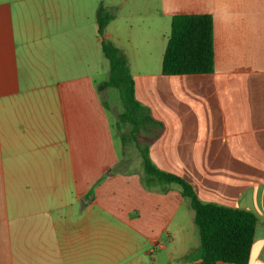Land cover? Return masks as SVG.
Returning <instances> with one entry per match:
<instances>
[{"label": "crops", "instance_id": "crops-1", "mask_svg": "<svg viewBox=\"0 0 264 264\" xmlns=\"http://www.w3.org/2000/svg\"><path fill=\"white\" fill-rule=\"evenodd\" d=\"M176 15L212 17L213 73L163 75ZM105 42L162 124L151 161L255 214L248 264H264V0H0V264L201 263L181 187L149 181L121 140Z\"/></svg>", "mask_w": 264, "mask_h": 264}, {"label": "trees", "instance_id": "trees-1", "mask_svg": "<svg viewBox=\"0 0 264 264\" xmlns=\"http://www.w3.org/2000/svg\"><path fill=\"white\" fill-rule=\"evenodd\" d=\"M114 16L106 8L97 12L98 33H104ZM109 62V79L99 88H115L119 91L123 106L119 115V127L128 126L121 140L135 142L143 159L148 180L162 185L176 184L182 196L189 201L194 212L200 247L195 260L201 263L248 264L254 241L258 217L248 211L202 202L192 186L183 178L160 170L151 161L148 148L143 147L140 137L143 131L158 136L162 124L155 120L135 95V84L130 74L125 53L112 42L103 46ZM215 71L213 20L209 15H176L172 18L171 31L162 59L165 76L211 74Z\"/></svg>", "mask_w": 264, "mask_h": 264}, {"label": "rangeland", "instance_id": "rangeland-1", "mask_svg": "<svg viewBox=\"0 0 264 264\" xmlns=\"http://www.w3.org/2000/svg\"><path fill=\"white\" fill-rule=\"evenodd\" d=\"M123 43H126V42H123ZM105 64H106V67L109 68V63L108 61L105 59ZM115 94H117V97L119 96V92L117 90H112ZM108 95H109V98H110V101H109V105L111 106L112 103H113V97H112V93H111V90L108 92ZM120 97V96H119ZM120 101V100H119ZM120 106H121V110L123 109V106L121 104V101H120ZM129 131V130H128ZM127 131V133H128ZM143 139H142V143L141 144H144L146 141H148L151 137H152V133L150 132H143ZM145 141V142H143ZM130 142V141H129ZM132 144V143H131ZM133 145V144H132ZM134 148V146L132 147ZM137 151V150H136ZM138 152V151H137Z\"/></svg>", "mask_w": 264, "mask_h": 264}, {"label": "water", "instance_id": "water-1", "mask_svg": "<svg viewBox=\"0 0 264 264\" xmlns=\"http://www.w3.org/2000/svg\"><path fill=\"white\" fill-rule=\"evenodd\" d=\"M200 264H214V263H200Z\"/></svg>", "mask_w": 264, "mask_h": 264}]
</instances>
